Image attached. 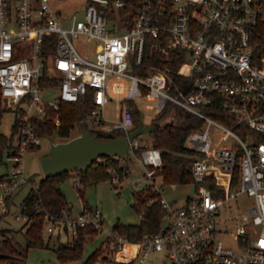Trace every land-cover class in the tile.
<instances>
[{
    "label": "built area",
    "instance_id": "1",
    "mask_svg": "<svg viewBox=\"0 0 264 264\" xmlns=\"http://www.w3.org/2000/svg\"><path fill=\"white\" fill-rule=\"evenodd\" d=\"M154 51L162 59L145 65L143 56ZM173 57L176 67L167 63ZM53 85L56 99L48 100L43 91ZM107 90L119 100L111 124L103 115ZM88 91L93 105L81 124L90 127L126 134L133 125L127 101L138 97L154 113L171 101L202 119L185 139L197 151L191 162L196 192L177 203L154 184L164 227L138 240L111 227L105 238L116 261L148 264L155 251L177 264H264V0H86L79 17L52 0H0V92L20 107L5 147L11 166L0 174V206L22 183L35 185L23 168L25 152L42 138L33 118ZM214 106L222 119L205 110ZM53 120L59 122L57 114ZM139 146L130 142L133 151ZM135 152L144 175L154 179L159 148L146 144ZM106 170L120 181L115 167ZM44 213L49 233L102 227L98 207ZM27 217L22 198L15 218ZM0 264L24 263L0 255Z\"/></svg>",
    "mask_w": 264,
    "mask_h": 264
},
{
    "label": "trees",
    "instance_id": "2",
    "mask_svg": "<svg viewBox=\"0 0 264 264\" xmlns=\"http://www.w3.org/2000/svg\"><path fill=\"white\" fill-rule=\"evenodd\" d=\"M161 59V55L157 53V51H154L151 56H143V63L148 65L156 63L157 60ZM175 60H177V57H173V60L167 63L172 67H176ZM138 73L144 74L143 69L139 68ZM172 76L178 83L183 79L180 75L175 73H172ZM127 104L133 117V125L131 128L139 123L144 124L145 122H142L140 118L137 103L134 100H128ZM92 105L91 92L88 91L83 97L76 101L60 100L57 109H53L52 106H46V113L43 117L33 118L32 124L34 125V130L41 137H50L53 132L59 137H68L72 124L74 122L81 123ZM215 107L216 106L205 110L211 115L222 119L219 110L215 109ZM5 110H13L15 117L11 124L10 133L4 134L0 132V148L8 146L12 140L19 124L18 111H20L19 106H13L0 92V116ZM55 114L59 117L58 123H55L53 120ZM154 121L159 124L147 131V133L151 138L150 145L158 147L160 150L161 164L155 167L153 178L154 176H159L161 183L192 181L191 162L192 158L197 154V151L189 147L185 143V139L190 130L201 125L202 119L184 107L167 101L164 107L160 111L155 112L146 123H152ZM85 126L96 138H111L125 134L124 130L121 128L105 130L96 127H88L86 123ZM39 146L38 144L31 148H38ZM142 147L143 145H140L134 148V151H139ZM124 157L114 159L110 156H104V161L94 159L87 167L72 168L58 174L42 176L34 186H30L23 197L26 203V213L28 216L26 219L28 224L25 229L27 245L47 244V242H43L40 234L41 228L46 221L44 212L47 211L59 216L63 213L64 209L69 206L68 200L59 185L63 178L69 176L70 172L73 171V174L79 177V182L84 185L95 183L106 177L111 178L106 168L107 166H113L119 171L120 178L122 179L128 170V164L125 162ZM29 178L30 177H28V179ZM30 180L32 181L31 178ZM77 189L79 193L82 194L81 189ZM132 196L133 208L141 213L139 222L122 223L118 221L113 224L112 227L131 240H138L145 233H155L162 229L164 227L162 219L163 207L160 202V192L154 187V184L150 183L133 189ZM84 207L91 208L86 203H84ZM97 230L98 229L93 225L87 224L80 227L75 235H67L64 241L57 245L56 252L58 257L61 259L78 257L84 242L87 238H91ZM56 234L57 236L60 235L59 232H56ZM104 241L106 243V247H103L105 250L99 253L100 247L95 249L81 261V264H93L98 254L107 257L106 250L112 252V249L106 238ZM24 254L25 253L19 249L11 239H2L0 244L1 256L18 261L19 263H24Z\"/></svg>",
    "mask_w": 264,
    "mask_h": 264
},
{
    "label": "rangeland",
    "instance_id": "3",
    "mask_svg": "<svg viewBox=\"0 0 264 264\" xmlns=\"http://www.w3.org/2000/svg\"><path fill=\"white\" fill-rule=\"evenodd\" d=\"M85 2L86 0H52L53 6L69 13L74 12L78 17L81 15V10ZM74 41L79 46L85 43L77 42L76 39ZM56 92L57 87L54 85L50 86L43 91V97L48 100H55ZM107 93L109 100L103 106V115L105 118L104 122L111 124L112 121L119 117V100L115 98V94L110 90H107ZM135 102L139 107L142 122H148L154 112L145 108L144 98L138 97L135 99ZM14 117L15 113L13 110H5L2 112L0 116V132L4 134L10 133ZM86 125L90 127L91 123L88 122ZM81 126L82 124L80 122H74L68 137H59L53 132L50 137L41 138L38 148H31L25 152L23 168L27 177H30L34 184L43 176L40 157L49 152V139L53 141L67 139L78 134L81 131ZM150 139V135L145 131L135 137L134 141L140 143V145H146L150 144ZM6 156V148H0V174L11 166V161ZM124 158L128 164V170L126 175L118 182L106 177L95 183L84 185L74 180L73 171H71L70 175L63 178L59 184L67 200L72 203L73 214H76L84 203L91 207H98L101 211L102 227L91 238H87L78 257L59 258L56 248L59 243L64 241L66 235L65 233H61V235L57 236L56 232L49 233L44 227L41 228L40 234L43 242H47V244L27 245L25 229L28 222L25 219H16L15 213L17 212V205L30 186L28 182H24L19 186V191L16 190L17 192L15 191L13 193L12 199L7 206H0V244L3 238L11 239L25 253L24 264H81V261L95 249L100 247L99 253L105 250L103 248L106 247L104 237L110 231L113 224L118 221L122 223L139 222L141 213L132 206L133 189H137L148 183H153L160 188L164 197L177 203L182 202L187 196L193 195L196 192V184L193 181L161 183L159 176H154V179L145 176V166L139 160V152L129 149ZM77 188L81 189L82 194L79 193ZM106 251L107 257L98 254L93 264H124L114 259L113 252L110 250ZM148 264L177 263L159 257L155 251H152L149 254Z\"/></svg>",
    "mask_w": 264,
    "mask_h": 264
},
{
    "label": "water",
    "instance_id": "4",
    "mask_svg": "<svg viewBox=\"0 0 264 264\" xmlns=\"http://www.w3.org/2000/svg\"><path fill=\"white\" fill-rule=\"evenodd\" d=\"M159 123L137 124L122 136L96 138L82 124L81 131L64 140L49 139V152L40 157L43 176L64 172L72 168L87 167L98 156H126L130 142L140 133L147 132Z\"/></svg>",
    "mask_w": 264,
    "mask_h": 264
},
{
    "label": "crops",
    "instance_id": "5",
    "mask_svg": "<svg viewBox=\"0 0 264 264\" xmlns=\"http://www.w3.org/2000/svg\"><path fill=\"white\" fill-rule=\"evenodd\" d=\"M17 191H19V188L17 189ZM16 191V192H17ZM68 207L65 209L67 212H69V213H72V211H73V207H72V203H70L69 201H68ZM81 207H84V205H82ZM91 207V206H90ZM94 207V206H93ZM104 239H105V237H104Z\"/></svg>",
    "mask_w": 264,
    "mask_h": 264
}]
</instances>
